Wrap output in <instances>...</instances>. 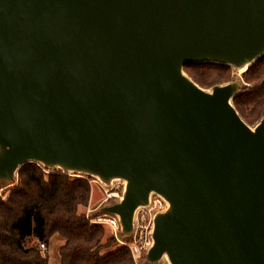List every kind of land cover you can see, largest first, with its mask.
Segmentation results:
<instances>
[{"label": "water", "instance_id": "95a60500", "mask_svg": "<svg viewBox=\"0 0 264 264\" xmlns=\"http://www.w3.org/2000/svg\"><path fill=\"white\" fill-rule=\"evenodd\" d=\"M264 57V0H0V190L22 166L125 182L98 210L132 237L153 194L144 264H264V119L188 65Z\"/></svg>", "mask_w": 264, "mask_h": 264}, {"label": "trees", "instance_id": "16d2710c", "mask_svg": "<svg viewBox=\"0 0 264 264\" xmlns=\"http://www.w3.org/2000/svg\"><path fill=\"white\" fill-rule=\"evenodd\" d=\"M185 72L203 89L231 81L225 65H188ZM245 86L233 99L241 118L253 126L264 119V57L243 75ZM88 179H73L62 171H46L36 163L22 166L17 182L0 199V264H49L56 237L61 264H135L130 251L106 242L101 226L81 213L89 206Z\"/></svg>", "mask_w": 264, "mask_h": 264}, {"label": "built area", "instance_id": "2783aa9c", "mask_svg": "<svg viewBox=\"0 0 264 264\" xmlns=\"http://www.w3.org/2000/svg\"><path fill=\"white\" fill-rule=\"evenodd\" d=\"M99 184L102 188V200L96 210L88 209L86 211L85 216L87 220L93 225L108 228L116 240L130 251L135 264H144L145 256L153 245L154 216L167 210V202L162 197L153 194L149 206L140 209L136 213L133 236L124 237L119 218L111 214H100L98 210L104 206L120 202L123 199L125 182L115 180L110 186H105L100 182ZM41 250L46 251V245L42 244ZM163 261L168 263L167 259H163L161 262Z\"/></svg>", "mask_w": 264, "mask_h": 264}, {"label": "rangeland", "instance_id": "374dc122", "mask_svg": "<svg viewBox=\"0 0 264 264\" xmlns=\"http://www.w3.org/2000/svg\"><path fill=\"white\" fill-rule=\"evenodd\" d=\"M245 72H241V71L232 69L231 81L241 80L244 83L243 75ZM244 86H245V83H244ZM256 125L257 124H255L251 127H255ZM46 171L53 172L56 170H46ZM69 175L73 179H80V178L81 179H88V181L90 182V185H91V199H90L89 206L87 208H82L81 213L85 215V213L88 209L96 210L99 207L101 200H102V196H103L102 195V188L99 184V181L96 180L95 178L86 177V176H82V175H74V174H69ZM12 187L13 186L0 190V199H5L9 193V191L12 189ZM102 228L104 229V232H105L104 243L110 242L116 246H122V244L118 240H116L113 233L108 228H105V227H102ZM61 243H62L61 240L58 239L56 242H52L51 245L49 246L50 247V255L49 254L48 255H49L50 264H59L60 263V256H59L60 249L59 248H60ZM48 249L49 248L47 247V250L43 251V252L48 253ZM159 264H168V263L166 261H163Z\"/></svg>", "mask_w": 264, "mask_h": 264}, {"label": "crops", "instance_id": "0c3cea01", "mask_svg": "<svg viewBox=\"0 0 264 264\" xmlns=\"http://www.w3.org/2000/svg\"><path fill=\"white\" fill-rule=\"evenodd\" d=\"M57 240H58V238L55 237V238L52 240V242H56ZM52 242H51V243H52ZM61 242H62V243H61V245H60V248H61V247L63 246V244H64L63 241H61ZM50 245H51V244H50ZM60 248H59V249H60ZM48 254L50 255V247H49V249H48ZM49 264H50V261H49ZM59 264H61V261H60Z\"/></svg>", "mask_w": 264, "mask_h": 264}, {"label": "bare ground", "instance_id": "6f19581e", "mask_svg": "<svg viewBox=\"0 0 264 264\" xmlns=\"http://www.w3.org/2000/svg\"><path fill=\"white\" fill-rule=\"evenodd\" d=\"M245 71H246V69L241 70V72H245Z\"/></svg>", "mask_w": 264, "mask_h": 264}]
</instances>
